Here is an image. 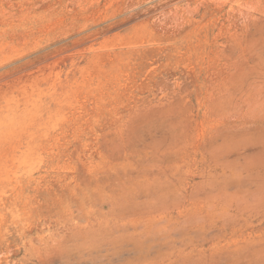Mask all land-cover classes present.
<instances>
[{
	"label": "rangeland",
	"instance_id": "1",
	"mask_svg": "<svg viewBox=\"0 0 264 264\" xmlns=\"http://www.w3.org/2000/svg\"><path fill=\"white\" fill-rule=\"evenodd\" d=\"M0 264H264V0H0Z\"/></svg>",
	"mask_w": 264,
	"mask_h": 264
}]
</instances>
